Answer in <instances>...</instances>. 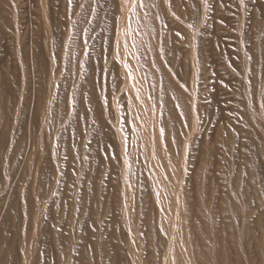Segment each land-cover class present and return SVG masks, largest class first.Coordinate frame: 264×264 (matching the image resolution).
Masks as SVG:
<instances>
[{
    "label": "bare ground",
    "instance_id": "1",
    "mask_svg": "<svg viewBox=\"0 0 264 264\" xmlns=\"http://www.w3.org/2000/svg\"><path fill=\"white\" fill-rule=\"evenodd\" d=\"M220 1L0 0V264H264V0Z\"/></svg>",
    "mask_w": 264,
    "mask_h": 264
},
{
    "label": "rangeland",
    "instance_id": "2",
    "mask_svg": "<svg viewBox=\"0 0 264 264\" xmlns=\"http://www.w3.org/2000/svg\"><path fill=\"white\" fill-rule=\"evenodd\" d=\"M220 3L223 4L224 2L221 0ZM227 6H229V4H226V7H227ZM9 54H10V53L8 52L7 55H6V56H7V60H6V62L9 60V59H8V57H9L8 55H9ZM10 55H11V54H10ZM6 56H5V57H6ZM11 57H12V55H11ZM11 57H9V58H11ZM12 58H13V57H12ZM11 60H12V59H11ZM11 60L8 61L9 63H8V62H7V63H8V64L12 63ZM8 66H10V65H8ZM11 66H12V64H11Z\"/></svg>",
    "mask_w": 264,
    "mask_h": 264
}]
</instances>
